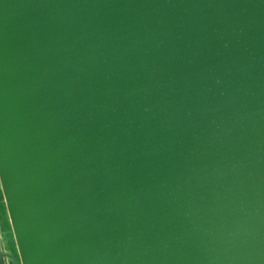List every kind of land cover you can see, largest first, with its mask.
<instances>
[{
    "label": "water",
    "instance_id": "1",
    "mask_svg": "<svg viewBox=\"0 0 264 264\" xmlns=\"http://www.w3.org/2000/svg\"><path fill=\"white\" fill-rule=\"evenodd\" d=\"M0 264H264V0H0Z\"/></svg>",
    "mask_w": 264,
    "mask_h": 264
}]
</instances>
